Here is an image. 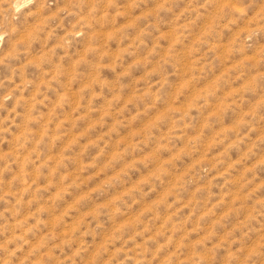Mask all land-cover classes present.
I'll use <instances>...</instances> for the list:
<instances>
[{"label":"rangeland","instance_id":"rangeland-1","mask_svg":"<svg viewBox=\"0 0 264 264\" xmlns=\"http://www.w3.org/2000/svg\"><path fill=\"white\" fill-rule=\"evenodd\" d=\"M0 264H264V0H0Z\"/></svg>","mask_w":264,"mask_h":264}]
</instances>
